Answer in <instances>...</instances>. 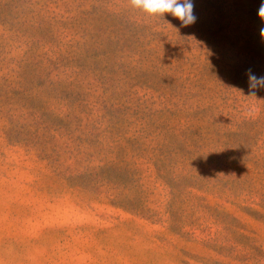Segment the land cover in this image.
Instances as JSON below:
<instances>
[{
	"label": "rangeland",
	"instance_id": "1",
	"mask_svg": "<svg viewBox=\"0 0 264 264\" xmlns=\"http://www.w3.org/2000/svg\"><path fill=\"white\" fill-rule=\"evenodd\" d=\"M193 3L0 0V264H264V0Z\"/></svg>",
	"mask_w": 264,
	"mask_h": 264
},
{
	"label": "clouds",
	"instance_id": "2",
	"mask_svg": "<svg viewBox=\"0 0 264 264\" xmlns=\"http://www.w3.org/2000/svg\"><path fill=\"white\" fill-rule=\"evenodd\" d=\"M129 3L133 9L140 10L149 17L163 18L164 14H171L183 26L194 24L197 19L194 14L193 0H129ZM257 14L261 20H264V3L259 6ZM260 34L264 36V28L260 29ZM245 74L250 90L264 87V76L258 77L251 69H248ZM248 97H255V91H250Z\"/></svg>",
	"mask_w": 264,
	"mask_h": 264
}]
</instances>
